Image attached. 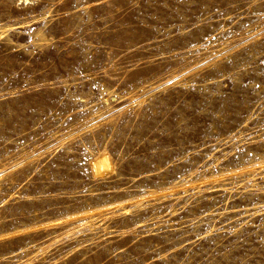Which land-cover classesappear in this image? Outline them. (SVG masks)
<instances>
[{"label":"rangeland","instance_id":"rangeland-1","mask_svg":"<svg viewBox=\"0 0 264 264\" xmlns=\"http://www.w3.org/2000/svg\"><path fill=\"white\" fill-rule=\"evenodd\" d=\"M0 264H264V0H0Z\"/></svg>","mask_w":264,"mask_h":264},{"label":"bare ground","instance_id":"bare-ground-1","mask_svg":"<svg viewBox=\"0 0 264 264\" xmlns=\"http://www.w3.org/2000/svg\"><path fill=\"white\" fill-rule=\"evenodd\" d=\"M92 171L96 175H104L112 169L109 156L106 152L99 153L91 161Z\"/></svg>","mask_w":264,"mask_h":264}]
</instances>
